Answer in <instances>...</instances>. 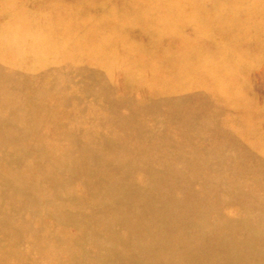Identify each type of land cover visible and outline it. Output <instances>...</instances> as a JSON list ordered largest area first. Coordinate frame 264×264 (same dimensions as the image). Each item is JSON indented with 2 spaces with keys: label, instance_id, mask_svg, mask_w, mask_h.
<instances>
[{
  "label": "rangeland",
  "instance_id": "obj_1",
  "mask_svg": "<svg viewBox=\"0 0 264 264\" xmlns=\"http://www.w3.org/2000/svg\"><path fill=\"white\" fill-rule=\"evenodd\" d=\"M0 264H264V0H0Z\"/></svg>",
  "mask_w": 264,
  "mask_h": 264
}]
</instances>
